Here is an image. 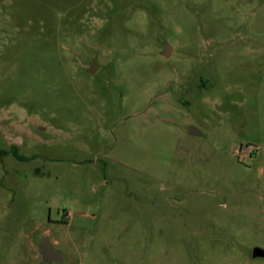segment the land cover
Here are the masks:
<instances>
[{"label":"rangeland","instance_id":"1","mask_svg":"<svg viewBox=\"0 0 264 264\" xmlns=\"http://www.w3.org/2000/svg\"><path fill=\"white\" fill-rule=\"evenodd\" d=\"M13 147L0 264H264V0H0Z\"/></svg>","mask_w":264,"mask_h":264},{"label":"water","instance_id":"2","mask_svg":"<svg viewBox=\"0 0 264 264\" xmlns=\"http://www.w3.org/2000/svg\"><path fill=\"white\" fill-rule=\"evenodd\" d=\"M169 54H170V46L166 45L163 51V55L165 57H168ZM96 68L97 67L94 61H92L89 65L88 72L94 73ZM188 132L193 135H201L200 131L193 126H190V128L188 129ZM39 253L45 263H50L51 261H61L62 260L60 253L58 252L57 249H55L52 246V244L49 242L48 239H45L42 242L41 247L39 249ZM251 256L252 258H259V257L264 258V248L259 247V246L253 247Z\"/></svg>","mask_w":264,"mask_h":264},{"label":"trees","instance_id":"3","mask_svg":"<svg viewBox=\"0 0 264 264\" xmlns=\"http://www.w3.org/2000/svg\"><path fill=\"white\" fill-rule=\"evenodd\" d=\"M9 153H11L19 161H25V160L29 159L26 156H24L22 154H19L16 151V148L15 147H13L11 150H1L0 149V155H7Z\"/></svg>","mask_w":264,"mask_h":264}]
</instances>
